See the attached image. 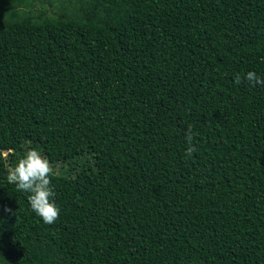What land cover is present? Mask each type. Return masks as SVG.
<instances>
[{
	"label": "trees",
	"instance_id": "obj_1",
	"mask_svg": "<svg viewBox=\"0 0 264 264\" xmlns=\"http://www.w3.org/2000/svg\"><path fill=\"white\" fill-rule=\"evenodd\" d=\"M248 71L264 0H0V264H264ZM26 145L59 164L53 224L7 180Z\"/></svg>",
	"mask_w": 264,
	"mask_h": 264
},
{
	"label": "clouds",
	"instance_id": "obj_2",
	"mask_svg": "<svg viewBox=\"0 0 264 264\" xmlns=\"http://www.w3.org/2000/svg\"><path fill=\"white\" fill-rule=\"evenodd\" d=\"M247 81L252 87L264 86V77L255 71H248L244 76L237 74L234 77L236 84ZM186 140L188 147L186 157H191L198 149L193 144L191 128L187 131ZM53 168L41 152L35 148L26 151L25 155L18 160L7 175L9 183L16 186L18 192L27 193V199L33 212L42 218L45 224H53L60 216V208L54 199L56 193L52 185ZM11 212L10 208L4 209Z\"/></svg>",
	"mask_w": 264,
	"mask_h": 264
},
{
	"label": "rangeland",
	"instance_id": "obj_3",
	"mask_svg": "<svg viewBox=\"0 0 264 264\" xmlns=\"http://www.w3.org/2000/svg\"><path fill=\"white\" fill-rule=\"evenodd\" d=\"M41 5L42 4L40 2L34 3V6H35L36 9H39V7ZM44 5L45 6H49L47 3H45ZM60 10H61L60 7L59 8L55 7V8H53L51 10V12H55V11L59 12ZM29 149H30L29 146L26 145L24 147V149H22V150H19L17 147H10V148H8V150L4 151V155H5V158H6V165H7L8 171L16 165L18 160L21 159L25 155L26 151L29 150ZM22 151H23V153H22ZM42 154L47 157V159L49 160V162H50V164H51V166L53 168V171H55L57 173L60 170L58 162L57 163L52 162L54 160H52L50 158L49 154H44V153H42Z\"/></svg>",
	"mask_w": 264,
	"mask_h": 264
}]
</instances>
